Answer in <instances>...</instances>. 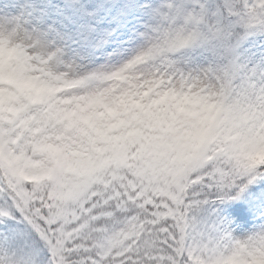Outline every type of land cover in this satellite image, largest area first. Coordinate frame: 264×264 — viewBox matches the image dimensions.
Masks as SVG:
<instances>
[{
	"label": "snow or ice",
	"instance_id": "obj_1",
	"mask_svg": "<svg viewBox=\"0 0 264 264\" xmlns=\"http://www.w3.org/2000/svg\"><path fill=\"white\" fill-rule=\"evenodd\" d=\"M64 12L48 23L22 0L0 32L23 29L42 68L140 45L162 54L165 86H85L68 109L29 90L17 56L29 103L0 118V264H264V0H68Z\"/></svg>",
	"mask_w": 264,
	"mask_h": 264
},
{
	"label": "clouds",
	"instance_id": "obj_2",
	"mask_svg": "<svg viewBox=\"0 0 264 264\" xmlns=\"http://www.w3.org/2000/svg\"><path fill=\"white\" fill-rule=\"evenodd\" d=\"M8 32L14 34L9 37L4 32H0V118H12L15 110L21 104H28L27 97L17 86L16 75L13 69L18 66L17 56L21 58L27 56L31 65L30 70L25 73L32 77L29 90L35 94L40 90L44 94H50L63 102V106L72 109L77 101L74 99L80 94V89L89 86L91 89H100L107 84L109 88L115 86V91H121V85L128 82H136L147 91L150 86H155L150 96H155L156 90L165 85H156V67H163L164 60L162 54L150 51L140 53L137 49L140 45L128 48L127 52L114 60H105L100 65L85 64L65 54L63 59L54 60L51 64L40 67V61L35 53L41 49L33 47L23 29L15 32L9 26ZM19 46V47H17ZM43 50H47L46 48ZM117 65L120 67L117 68ZM95 69V74L81 78V73ZM83 103V101H80ZM38 105H30L37 107ZM26 115V113H20ZM257 159L264 162V152L258 154Z\"/></svg>",
	"mask_w": 264,
	"mask_h": 264
},
{
	"label": "rangeland",
	"instance_id": "obj_3",
	"mask_svg": "<svg viewBox=\"0 0 264 264\" xmlns=\"http://www.w3.org/2000/svg\"><path fill=\"white\" fill-rule=\"evenodd\" d=\"M22 2V0H0V16L8 14L9 9H11L15 4ZM34 2L46 9L48 13V23L53 21H58L61 14H66L64 12V7L68 3V0H34ZM43 27H47L44 25ZM43 30V29H42ZM58 31L63 36L65 42L73 49L78 47V41L74 35V26H60ZM49 39H57L55 35L50 36ZM132 45L130 43L125 44V49L130 48ZM111 51V47L108 48ZM94 63L104 62V58L99 49L95 51V55L90 58Z\"/></svg>",
	"mask_w": 264,
	"mask_h": 264
}]
</instances>
